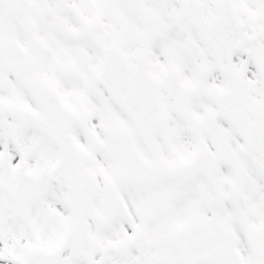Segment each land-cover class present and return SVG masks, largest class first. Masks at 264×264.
<instances>
[{"label":"snow or ice","instance_id":"snow-or-ice-1","mask_svg":"<svg viewBox=\"0 0 264 264\" xmlns=\"http://www.w3.org/2000/svg\"><path fill=\"white\" fill-rule=\"evenodd\" d=\"M0 264H264V0H0Z\"/></svg>","mask_w":264,"mask_h":264}]
</instances>
